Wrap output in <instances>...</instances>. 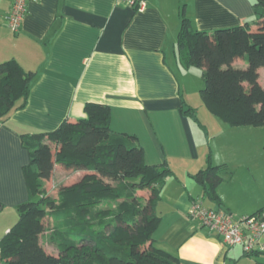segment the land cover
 Listing matches in <instances>:
<instances>
[{"label":"crops","instance_id":"crops-1","mask_svg":"<svg viewBox=\"0 0 264 264\" xmlns=\"http://www.w3.org/2000/svg\"><path fill=\"white\" fill-rule=\"evenodd\" d=\"M253 2L148 0L137 12L121 0H27L20 29L11 33L7 17L13 0H0V63L13 58L35 72L26 107L0 122V214L27 200L22 167L29 157L22 135L84 118V105L98 103L109 107L113 132L136 136L147 165L166 163L173 172L156 207L157 248L179 264H264V251L247 255L240 246H227L189 217L192 203L202 198L190 175L206 166L208 156L211 164L233 172L217 188L222 210L238 219L264 209L263 147L248 128L225 124L221 137L212 135L218 139L214 147L199 144L191 119L181 112L182 102L188 104L170 65L187 69L176 51L182 13L195 30L212 32L252 24ZM232 66L246 63L238 58ZM85 174L54 164L45 191L61 181L62 187L72 185ZM148 194L138 192L144 199ZM2 225L4 235L11 226Z\"/></svg>","mask_w":264,"mask_h":264},{"label":"trees","instance_id":"trees-1","mask_svg":"<svg viewBox=\"0 0 264 264\" xmlns=\"http://www.w3.org/2000/svg\"><path fill=\"white\" fill-rule=\"evenodd\" d=\"M253 10L252 24L212 32L195 30L181 14L177 55L185 68L204 69L202 104L230 127H264V88L254 85L257 71L264 69V0H254ZM238 58L245 68L232 66ZM34 78L35 72L16 59L0 63V122L26 107ZM181 112L201 126L184 102ZM84 113L54 130L22 135L29 157L22 167L27 200L15 207L17 221L0 238L2 264H179L152 239L161 220L156 213L161 189L173 172L166 163L147 165L136 136L112 131L108 106L89 102ZM54 164L87 174L53 198L44 182ZM232 174L208 156L206 166L190 178L202 203L218 210L217 188ZM143 190L149 193L145 199L138 196ZM45 232L55 255L43 247Z\"/></svg>","mask_w":264,"mask_h":264},{"label":"built area","instance_id":"built-area-1","mask_svg":"<svg viewBox=\"0 0 264 264\" xmlns=\"http://www.w3.org/2000/svg\"><path fill=\"white\" fill-rule=\"evenodd\" d=\"M26 1L13 0L7 17V27L11 33H16L20 29L21 20L26 12ZM121 2L137 12H142L146 9L148 0H121ZM189 217L198 221L202 227L214 232L227 246H240L246 254L264 251L262 243L264 209L236 221L227 211L209 209L203 205L201 199H198L192 203ZM3 262L0 249V264Z\"/></svg>","mask_w":264,"mask_h":264},{"label":"rangeland","instance_id":"rangeland-1","mask_svg":"<svg viewBox=\"0 0 264 264\" xmlns=\"http://www.w3.org/2000/svg\"><path fill=\"white\" fill-rule=\"evenodd\" d=\"M169 63H172V56L170 55L168 58ZM181 83V89L184 90V98L186 103L192 107L195 110V114L197 119L200 121L201 127L198 125L197 122L191 120L192 125L194 126V132L198 135V142L202 146H206L207 148L214 147L215 143L218 141V139H214L216 137H212L214 133H218L217 137L219 136V133H222L221 126H224V123H222L220 120H218L216 117L211 115L207 109L202 104L201 98H200V90L203 88L204 83L202 80V71H204L203 68L199 67H190L187 69H181L179 70L174 64H170ZM254 85L257 88H264V69H259L258 75L256 78V81L254 82ZM246 89H250L248 85H244ZM225 126H228L225 124ZM251 130L253 140L260 144L261 147H263L264 144V127H245ZM207 131L209 133V137L207 138ZM214 139V140H213ZM214 145V146H213ZM264 150V149H263ZM264 152V151H263ZM61 165V164H60ZM64 168H67L64 165H61ZM72 173V171H71ZM70 174V173H69ZM70 176V175H69ZM68 177V175H67ZM63 181L59 182L56 188H49L46 193H50L51 196H54L56 192L59 191V189L62 187ZM48 187L50 185H47ZM46 190V189H45ZM48 195V194H47ZM202 200V199H201ZM9 209H5L3 213L0 214V228L2 224L6 225H14L17 221V214L15 211H7ZM234 220L238 221L240 218L233 217ZM3 226V225H2ZM1 230V229H0ZM2 232L0 231V237L2 236ZM43 243L45 244V251L48 254L53 255L56 253L54 247L52 244L48 243L47 239L45 238V235H42Z\"/></svg>","mask_w":264,"mask_h":264}]
</instances>
